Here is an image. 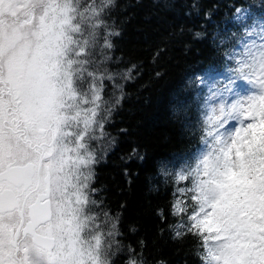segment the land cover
Masks as SVG:
<instances>
[{
    "label": "clouds",
    "instance_id": "1",
    "mask_svg": "<svg viewBox=\"0 0 264 264\" xmlns=\"http://www.w3.org/2000/svg\"><path fill=\"white\" fill-rule=\"evenodd\" d=\"M119 0H0V259L4 264H149L127 239L121 216L98 185L114 140L108 125L120 98L109 89ZM255 34L247 30L245 36ZM264 38H260L262 41ZM225 70L226 104H264V48L247 46ZM220 79V78H218ZM231 122V124H230ZM250 121L232 116L228 135ZM207 147L181 164H159L153 194L172 187V239L197 241L201 264H254L264 257V207L229 225L225 239L192 229L212 178L224 161ZM204 144H208L205 138ZM220 145H216L219 149ZM250 191L264 195V150L245 148ZM233 167L240 161L232 157ZM209 194H211L209 190ZM179 202L182 212H176ZM157 214L164 219V210ZM179 234V236L177 235ZM142 249L144 241L137 242ZM201 249H203L201 251Z\"/></svg>",
    "mask_w": 264,
    "mask_h": 264
},
{
    "label": "trees",
    "instance_id": "2",
    "mask_svg": "<svg viewBox=\"0 0 264 264\" xmlns=\"http://www.w3.org/2000/svg\"><path fill=\"white\" fill-rule=\"evenodd\" d=\"M240 8L249 12L243 22L235 18ZM112 15L122 34L114 41L119 75L109 89L120 103L108 125L114 144L98 168V185H107L106 203L121 216L122 230L139 229L127 239L149 264H201L190 234L172 239L173 188L156 194L149 188L160 183L159 164L178 167L183 154L200 148L208 128L207 77L230 72L245 32L264 21V0H119Z\"/></svg>",
    "mask_w": 264,
    "mask_h": 264
},
{
    "label": "snow or ice",
    "instance_id": "3",
    "mask_svg": "<svg viewBox=\"0 0 264 264\" xmlns=\"http://www.w3.org/2000/svg\"><path fill=\"white\" fill-rule=\"evenodd\" d=\"M264 38V31L259 34ZM255 38L245 41L244 46L253 47ZM260 47L264 48V39ZM222 95V92L220 93ZM242 116L250 122L247 126L241 125L232 133L224 135L221 129L225 128V121L232 116ZM207 137H214L211 150L220 156L224 164L218 165L211 179L202 174L204 182L209 186L204 189L205 197L200 208L199 216L193 215L192 229L201 235L203 243L208 245L209 237L213 239H225L223 233L229 225L241 221L249 216V211L258 207H264V195L250 191L252 181L243 166L244 151L251 152L254 149L264 150V104L254 103L251 108L248 104H226L223 101L218 107L212 109V114L207 117ZM220 145L219 149L216 145ZM240 161V167H233L232 157ZM209 190L211 194H209ZM176 212H182L179 202L174 205ZM264 215V213H262ZM179 236V234H177ZM0 264L4 261L0 259ZM254 264H264V257H259Z\"/></svg>",
    "mask_w": 264,
    "mask_h": 264
},
{
    "label": "rangeland",
    "instance_id": "4",
    "mask_svg": "<svg viewBox=\"0 0 264 264\" xmlns=\"http://www.w3.org/2000/svg\"><path fill=\"white\" fill-rule=\"evenodd\" d=\"M248 15H249L248 10L240 8L236 11V15H235L236 21L237 22H243L248 17ZM251 29H255V33H257V34H259L261 31H264V21L259 20V21L255 22L253 24V27H251ZM250 38L251 39L255 38L258 43L261 42L259 35H255V37H253V36L247 37L248 40ZM243 47L244 46H239V49L242 48V50H243ZM218 78H220V79H218ZM224 83H226V81H224L222 79V76L220 74H216V75H212V76L207 77L206 84L208 87V89H207L208 90V99H207V102L205 103V111H206V115H207L206 118L212 114V109L215 107H218L219 104L223 101L224 97L222 95H220V93L223 92V84ZM230 124H231V122H230ZM230 124L226 125V127H230ZM221 131H224V129H221ZM205 138H207V140H208L207 145L204 144ZM210 143H211V137H207L206 130H205V136H204V139L202 140L200 148L201 147H207L208 145H210Z\"/></svg>",
    "mask_w": 264,
    "mask_h": 264
}]
</instances>
